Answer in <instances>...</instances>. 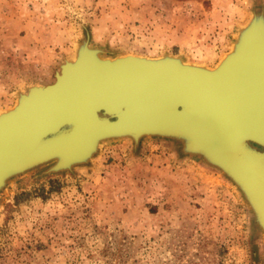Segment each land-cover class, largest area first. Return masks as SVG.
I'll list each match as a JSON object with an SVG mask.
<instances>
[{"label": "rangeland", "instance_id": "374dc122", "mask_svg": "<svg viewBox=\"0 0 264 264\" xmlns=\"http://www.w3.org/2000/svg\"><path fill=\"white\" fill-rule=\"evenodd\" d=\"M255 15L264 18V0H0V112L53 81L85 41L102 57L214 67ZM99 145L71 167L51 160L6 180L0 264H264L263 229L243 191L183 140Z\"/></svg>", "mask_w": 264, "mask_h": 264}, {"label": "water", "instance_id": "95a60500", "mask_svg": "<svg viewBox=\"0 0 264 264\" xmlns=\"http://www.w3.org/2000/svg\"><path fill=\"white\" fill-rule=\"evenodd\" d=\"M262 18L251 19L214 67L173 55L102 57L85 41L53 81L29 85L0 112V189L11 175L51 160L53 169L86 161L103 139L162 135L229 175L259 222L260 190L252 188L257 182L264 190Z\"/></svg>", "mask_w": 264, "mask_h": 264}, {"label": "bare ground", "instance_id": "6f19581e", "mask_svg": "<svg viewBox=\"0 0 264 264\" xmlns=\"http://www.w3.org/2000/svg\"><path fill=\"white\" fill-rule=\"evenodd\" d=\"M263 19V18H262ZM263 21V20H262ZM234 48H232V50H233ZM90 57H91V54H90ZM227 56H222V58H221V60L218 62V64H217V66L221 63L222 64V62L225 60V58H226ZM36 83H39V82H36ZM23 92V91H22ZM16 100V99H15ZM14 105V104H13ZM262 126H264V125H262ZM88 134V135H87ZM87 134L84 136V138L83 139H85V143L87 142V140L89 139V135H90V132H87ZM124 134H129L130 135V133L129 132H127V133H124ZM129 135H125V136H128V137H131V138H133L132 136H129ZM149 135V134H148ZM121 137V136H120ZM134 138H136V137H134ZM106 139H108V138H106ZM106 139H103V140H106ZM251 143H254V142H252V141H250ZM93 144V143H92ZM92 144L90 145V146H92ZM255 144V143H254ZM98 146H100L99 144H98ZM259 147H261L260 145H258ZM233 147V146H232ZM89 148H91V147H89ZM262 148V147H261ZM232 149V148H231ZM231 149H229L228 151H230ZM241 175L243 174V175H245L246 176V178L245 179H247V181H248V179L250 180L249 181V183L251 184V186L250 187H252V184H253V181H252V179L251 178H249L248 176H249V174H248V172L246 171V170H241ZM234 184V183H233ZM254 186H253V188H252V190H253V193H256L255 191L256 190H260L259 192L260 193H258V195H259V197H258V200H259V204H260V207H261V209H262V211H263V215H264V190H262L261 189V187L259 186V184H257V182L255 183V184H253ZM257 186V187H256ZM261 219H259V224H260V226H261V228L263 229V235H264V217H260ZM261 222V223H260ZM263 225V226H262Z\"/></svg>", "mask_w": 264, "mask_h": 264}]
</instances>
